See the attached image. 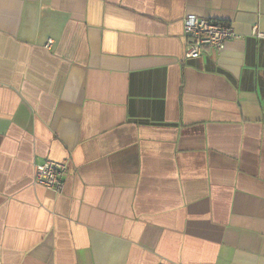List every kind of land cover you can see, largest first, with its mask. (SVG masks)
Instances as JSON below:
<instances>
[{
  "label": "crops",
  "instance_id": "0c3cea01",
  "mask_svg": "<svg viewBox=\"0 0 264 264\" xmlns=\"http://www.w3.org/2000/svg\"><path fill=\"white\" fill-rule=\"evenodd\" d=\"M0 264H264V0H0Z\"/></svg>",
  "mask_w": 264,
  "mask_h": 264
},
{
  "label": "built area",
  "instance_id": "2783aa9c",
  "mask_svg": "<svg viewBox=\"0 0 264 264\" xmlns=\"http://www.w3.org/2000/svg\"><path fill=\"white\" fill-rule=\"evenodd\" d=\"M240 35L230 24L188 14L184 17V39L186 41L184 58H199L205 47L221 51L229 40ZM51 42V41H50ZM47 45L48 47L51 43ZM67 163L47 159L36 165L34 182L57 193L64 189V176Z\"/></svg>",
  "mask_w": 264,
  "mask_h": 264
}]
</instances>
